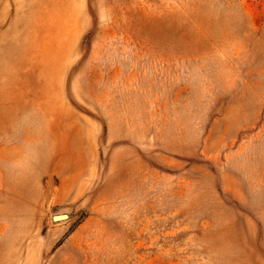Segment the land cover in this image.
<instances>
[{
    "label": "rangeland",
    "instance_id": "rangeland-1",
    "mask_svg": "<svg viewBox=\"0 0 264 264\" xmlns=\"http://www.w3.org/2000/svg\"><path fill=\"white\" fill-rule=\"evenodd\" d=\"M0 264H264V0H0Z\"/></svg>",
    "mask_w": 264,
    "mask_h": 264
},
{
    "label": "water",
    "instance_id": "water-1",
    "mask_svg": "<svg viewBox=\"0 0 264 264\" xmlns=\"http://www.w3.org/2000/svg\"><path fill=\"white\" fill-rule=\"evenodd\" d=\"M54 219H55V220H63L64 217H63V216H59V217H55Z\"/></svg>",
    "mask_w": 264,
    "mask_h": 264
}]
</instances>
